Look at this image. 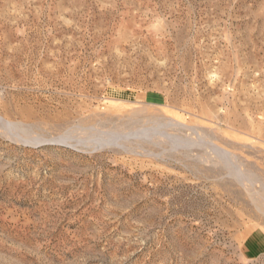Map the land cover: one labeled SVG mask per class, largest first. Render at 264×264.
<instances>
[{"label": "rangeland", "instance_id": "rangeland-1", "mask_svg": "<svg viewBox=\"0 0 264 264\" xmlns=\"http://www.w3.org/2000/svg\"><path fill=\"white\" fill-rule=\"evenodd\" d=\"M0 264H264V0H0Z\"/></svg>", "mask_w": 264, "mask_h": 264}]
</instances>
